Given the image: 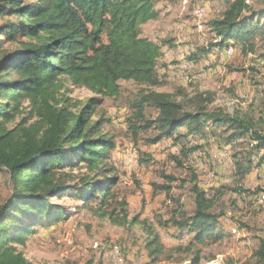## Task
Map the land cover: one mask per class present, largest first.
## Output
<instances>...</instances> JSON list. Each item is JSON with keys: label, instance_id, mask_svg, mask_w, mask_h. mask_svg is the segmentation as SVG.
Wrapping results in <instances>:
<instances>
[{"label": "trees", "instance_id": "trees-1", "mask_svg": "<svg viewBox=\"0 0 264 264\" xmlns=\"http://www.w3.org/2000/svg\"><path fill=\"white\" fill-rule=\"evenodd\" d=\"M262 2L259 9L246 0L229 2L221 18L211 22L215 38L211 49L238 46L244 55L255 52L253 40L264 34ZM157 4V0H0V172L7 174L10 186L0 206V264H31L13 245L22 246L34 228L70 216L64 206L51 202L54 198L67 195L83 207L98 206L95 213L111 219L112 209L107 214L103 209L110 205L118 181L109 164L115 144L103 133L102 119L93 118L102 98L119 94L120 81L143 88L132 103L135 116L142 120L129 126L134 135L154 125L158 133L151 142L170 139L190 144L192 138L203 139L209 129L220 149H236L243 142L248 146L244 157L237 159L236 151L231 157L240 180L251 171L256 156V167L264 165V130L249 115L207 112L200 97L197 108L171 103L152 90L161 85L156 70L161 45L142 37L141 27L158 18ZM4 43L14 47L4 49ZM194 56L188 61H195ZM67 83L87 89L94 97L71 102L62 93ZM24 101L29 117L8 128ZM146 107L157 112L154 121L142 119ZM194 149L198 147L182 148L181 153ZM75 168L84 173L65 185L66 177L57 173ZM167 181L175 179L167 177ZM158 191L157 206L176 205L167 219L156 220L174 238L189 235L193 245L229 235L221 226L223 214L210 211L207 191L192 185L193 211L181 217L176 216L181 203L170 195V187ZM118 206L126 222L124 204ZM256 240L254 255L264 264V241Z\"/></svg>", "mask_w": 264, "mask_h": 264}, {"label": "rangeland", "instance_id": "rangeland-1", "mask_svg": "<svg viewBox=\"0 0 264 264\" xmlns=\"http://www.w3.org/2000/svg\"><path fill=\"white\" fill-rule=\"evenodd\" d=\"M157 1L158 18L141 27L142 37L161 45L156 67L161 85L152 90L171 103L184 102L193 108L200 104V97L207 112L219 109L231 115H249L264 130V34L253 40L255 52L244 55L238 46L214 51L211 22L221 18L232 0ZM246 2L254 9L263 7L262 0ZM2 47L14 46L4 43ZM219 52L226 53L220 57ZM193 55L197 59L188 61ZM119 86L116 97L101 99L93 118L102 119L103 133L115 144L109 164L118 181L110 205L103 209L106 214L112 209L111 219L108 214L100 217L95 213L98 206L83 207L67 195L54 198L51 202L64 206L70 216L55 225L34 228L22 246L13 245L15 249L31 264H191L192 260L197 264H261L254 255L256 239L264 241V208L256 204L258 192L264 197V165L256 167L258 157L253 158L251 174L240 180L231 157L235 151L237 159L246 155L245 142L236 149H220L205 129L204 138H192L190 144H175L170 139L153 143L158 133L154 125L134 135L129 126L142 120L135 116L132 103L143 88L131 81H120ZM62 93L73 103L94 97L87 89L68 83ZM26 107L24 101L20 115L8 128L29 117ZM156 117L153 108H144V121ZM191 147L198 149L181 153L182 148ZM81 173L84 170L75 168L57 174L65 176V185H70ZM167 177L175 181L168 183ZM194 184L207 191L210 211L223 214L221 226L229 235L190 245L191 236L177 239L171 230L157 226L156 220L167 219L176 206L172 202L157 206L161 199L158 188L170 187V195L181 203L176 214L181 217L193 211L189 190ZM9 193L8 176L0 172V206ZM120 203L124 204L126 222L121 220ZM148 242H152L149 249L145 247ZM117 253L123 263L115 257Z\"/></svg>", "mask_w": 264, "mask_h": 264}, {"label": "built area", "instance_id": "built-area-1", "mask_svg": "<svg viewBox=\"0 0 264 264\" xmlns=\"http://www.w3.org/2000/svg\"><path fill=\"white\" fill-rule=\"evenodd\" d=\"M205 7L201 6V9H204ZM220 53V57L222 55H224L226 52H219ZM257 196H259V192L256 194ZM258 207H262L264 208V198H260L259 197V206ZM116 258H119V263H123V258L121 256H119V253L115 254Z\"/></svg>", "mask_w": 264, "mask_h": 264}, {"label": "crops", "instance_id": "crops-1", "mask_svg": "<svg viewBox=\"0 0 264 264\" xmlns=\"http://www.w3.org/2000/svg\"><path fill=\"white\" fill-rule=\"evenodd\" d=\"M225 49V48H224ZM234 49H235V46H234ZM214 51H217L216 49L214 50ZM234 51L235 50H233V53H234ZM233 53H232V55H233ZM232 55H230L229 57H231ZM229 57H226V56H223L222 58H225V59H227V58H229ZM263 60H264V57H263ZM263 63H264V61H263ZM261 65H262V63H260ZM257 65V64H256ZM228 149H229V147H227ZM226 164V163H225ZM257 171V170H256ZM248 174H251L250 172L248 173ZM248 174H246L245 175V177H248ZM216 184V183H215ZM213 185H214V183H213Z\"/></svg>", "mask_w": 264, "mask_h": 264}, {"label": "bare ground", "instance_id": "bare-ground-1", "mask_svg": "<svg viewBox=\"0 0 264 264\" xmlns=\"http://www.w3.org/2000/svg\"><path fill=\"white\" fill-rule=\"evenodd\" d=\"M199 14H202V13L199 12ZM259 197H260V198H264L263 196H261V195L259 194V196L256 198V204H257V205H259V204H258V202H259Z\"/></svg>", "mask_w": 264, "mask_h": 264}]
</instances>
